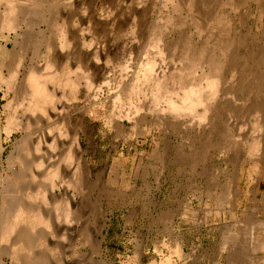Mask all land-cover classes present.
<instances>
[{
    "label": "bare ground",
    "instance_id": "6f19581e",
    "mask_svg": "<svg viewBox=\"0 0 264 264\" xmlns=\"http://www.w3.org/2000/svg\"><path fill=\"white\" fill-rule=\"evenodd\" d=\"M51 1L0 0V92H3L4 97L14 96L5 107L8 111L6 125L0 130V154L4 152V141L1 139L3 132L7 140L18 132L22 133L24 140L18 146L15 143L16 154H9L6 172L3 171L5 177L7 173V178L3 176L4 182L0 181V264H76L80 260L92 264L93 255L99 257L101 264H107L103 243L109 218L108 213L101 209L103 205L100 202L109 201L113 191L108 185L116 184L107 185V167L95 171L90 166L88 153L95 146V140L86 109L80 107L82 102L79 96L82 91L92 100V109H103L99 97L108 91L109 105L113 108L112 112L105 111L110 113L105 125L130 150L135 148V153L129 159L130 169L142 156L146 158L145 162L148 161L141 165L143 184L136 185L134 191L137 193L146 191L163 194L164 169L170 170L181 161L194 163L199 161L198 155L207 157L213 152L223 161L231 155L237 159L246 157L247 166L243 170L249 179L256 172L260 173L264 155L258 159L256 155L264 141V100L258 104L256 85L261 89L264 87L261 85L264 84V76L262 79L260 76L264 69V45L258 41L256 43L254 38L255 31L261 29L257 28L259 24L262 27L263 6L258 8L261 12L259 16L241 15L227 20L216 16L229 17L228 12L237 8L241 4L240 0H220L219 6L211 14L204 11L205 3L201 0H165L164 4L170 6L173 14L189 11L190 16L183 18L186 21L190 19L191 23H187V26L191 32L185 36L182 33L177 39L162 28L166 30L165 33L160 30L159 36L151 38L150 48L144 52L143 58H138L135 70L131 69V59H128L119 61L118 68L109 71L110 63L113 62L110 57L115 55H111L110 46H114L107 47L104 42L105 45H96L94 36L82 35L83 32H80L82 36L74 33L75 37L69 31L65 32L67 30L65 28L64 31L61 26V16L65 8L74 7L76 2ZM254 1L260 5L264 3V0ZM51 3L52 8L49 6ZM221 6L229 9L221 10ZM247 7L248 12H251V7ZM49 12L52 15L47 16ZM40 15L47 16L46 20H42L50 30L49 44L43 53L38 50L43 46L44 37L40 38V34L36 36L23 28L28 16L40 18ZM168 17V25H173L175 29L185 27L186 22L181 18L185 23H180L179 16L177 19L176 16ZM35 18L37 20L38 17ZM31 21L35 20L31 18ZM32 23L29 24L30 30H34ZM97 25H94L95 28H99L100 25ZM210 25L214 27L206 35V41H194L193 37L201 35ZM126 37L135 39L131 35ZM76 39H82L79 46L78 42H74ZM258 40L261 41V38ZM72 42L79 49L74 50ZM30 50H34L32 57L35 55L39 59L36 63L38 66H30L24 72L23 64L29 59ZM113 52L116 53V49ZM245 76L252 79L248 91L250 98L239 103V98L233 97V93L234 90L241 91ZM247 108L251 116L255 115V118L251 117L253 122L248 123L251 132L244 133L243 138L240 136L242 139H238V142L221 147L220 140L229 130L225 121L232 125L242 110ZM224 117H227L225 121ZM126 121L129 127L125 126ZM175 133L193 141L189 146L192 151L176 148L169 139ZM149 142L152 143L150 152L145 150ZM170 155H173L172 159ZM121 157H124L123 152ZM152 160L161 162L162 166L149 164ZM239 169L235 167L233 170L234 179L240 177ZM151 177H154L155 182L150 181ZM92 187L99 188L97 193L101 197L105 196L98 197V201L95 198L97 203L92 201ZM123 191L125 189L120 190L119 195H123ZM167 215L166 221L171 226L174 215ZM232 236L234 234L228 239ZM236 236L231 241L236 240ZM63 250H67L66 254ZM173 252L177 257L185 256L180 246H176ZM232 254L235 256V253ZM165 263L173 264L170 257Z\"/></svg>",
    "mask_w": 264,
    "mask_h": 264
},
{
    "label": "rangeland",
    "instance_id": "374dc122",
    "mask_svg": "<svg viewBox=\"0 0 264 264\" xmlns=\"http://www.w3.org/2000/svg\"><path fill=\"white\" fill-rule=\"evenodd\" d=\"M164 1L165 0H75L76 3H74V7L72 5L65 8V12L61 16V26L64 28V31L66 28L67 31L65 32H70L71 35L76 33L80 36L83 34L94 36L95 38L93 37V40L96 45L106 44V46L108 45L107 47L113 45L115 48L110 46L111 55L112 53L115 55L114 57H110L113 62L110 63L109 71L110 69L118 68L119 61H125L128 59H131V69L135 70L137 68V61L143 58L145 56L144 54L150 48V44L152 43L151 38H153V36H159L161 31L165 33L167 30L166 33L171 37L178 39L182 33V35L185 36V34L191 32V28L188 27L189 25L187 26V23H191L190 19L187 17L188 19L186 21L183 18L185 17L186 19V16H190L189 11H182L173 14L170 11V6L164 4ZM201 1L205 3L204 11L207 13L215 10L220 3V0ZM51 2L54 3L53 0ZM53 3H51V5L49 4V6H53ZM240 3L241 6L239 5L235 8L236 10L234 9L228 12V15L230 14L229 17H216H220L221 19L227 18L228 20L230 17L236 18L241 15L259 16L261 13L259 10L261 6H263L261 14L264 13V3L260 5V3L254 0H240ZM247 6L251 7V12H248ZM220 9L228 10L229 8L221 6ZM1 10H3L2 7ZM62 10L64 11V9ZM62 10L61 13H63ZM46 15L50 16L52 13L49 12V14ZM47 16L40 15V18L39 16H35L38 17L37 20L35 17L33 18V16H28L27 23L23 26L24 30L28 29L36 36L40 34L38 35L40 38L44 37L42 42L43 48L41 46L39 47V53H43V49L49 44L48 39H50V30L47 24L43 22V20L47 19ZM168 16H176V19L177 16H179L178 19L180 23L186 22V24H184L185 27L183 26L179 29H175L176 27H173V25H168ZM261 16H264V14ZM51 17L53 18V16ZM31 18L35 20L31 21L34 22L31 26L34 30H30L29 24H31ZM165 18H167V21H164ZM181 18L185 22L180 20ZM116 20H120L123 23H120V21L117 22ZM40 21L44 24L42 22L41 24ZM261 21L262 22L260 23H262V27L259 24L257 28L260 27L261 29L256 28V37L254 39H256V43L260 42L264 45V42H262L264 41V17ZM251 23H253V20ZM36 24H38V26H36ZM83 24H85L86 28ZM87 24L89 25L88 28ZM94 25L100 26L99 28L96 27V29ZM27 26H29V28ZM110 27L115 31L113 32ZM213 27V25H210L209 29L201 34H204L203 36H194V41L198 43L201 41L204 42V40L207 39L206 35H209V33L212 32ZM162 28H165L166 30ZM44 32L46 34H44ZM80 32H83L82 35ZM42 33L43 35H41ZM100 35L102 36L100 37ZM128 35L133 36L135 39L132 40L131 38L126 37ZM97 36H99V38ZM97 38L99 40H97ZM106 38L109 39L107 40ZM260 38L261 41L258 40ZM81 40L82 39H76L74 42H78L77 44L79 46L82 42ZM88 41L89 40H87V42ZM74 42L72 43L75 46H73V49L75 50L78 46H76L77 44ZM9 47L11 48L12 45L10 44ZM115 49L116 53L113 52ZM123 50H125V52ZM138 53L141 55H138ZM33 54L34 50H30L28 56L29 59L23 64L25 69H23L24 72H27L30 69V66L35 67L36 63L39 62V59L36 58L35 55L32 57ZM120 56L122 57L120 58ZM133 62L134 64H132ZM5 74H7L6 70ZM260 76L262 79L264 76V69L260 72ZM247 78L248 76L244 77L246 80ZM244 79V83L242 82L243 86L240 89L241 91L234 90V93L233 90L231 91V94H234H232L233 97L237 99L239 98V103L250 98L248 91L249 87H251L252 79L248 78V85ZM107 92L108 91L102 93L99 97V100L103 103L102 108L105 110L92 109L90 107L92 100L87 97L86 92L82 91L79 96V100L82 102L80 107L86 109L95 140V146L89 149L91 152L88 153V157H90V166L95 171L107 167V185L109 183L116 184L108 185L113 193H115H112V197L109 201L107 199L100 202L101 206L103 205L101 209L103 208V212L106 211L108 213L107 216L109 218L107 228L104 231L106 240L103 243V250L105 252L104 258L107 264H164L167 257H170L173 264H264V164L260 173L256 172V174L249 179V177L244 174L245 172L243 170L244 167L247 166V162L244 160L246 157L244 156H240L239 159H237V157L234 156L233 158L231 155L223 161L219 160V155L214 152L211 156L208 155L207 157H201L205 155H198L197 159H199V161H195L194 163L190 161H181L177 166L170 169L171 172L169 169H164L163 180H165V189L163 194H152L146 191L137 193L134 189L143 184V178L141 177L143 170L141 169V165L143 163L146 164L148 161L145 162L146 158L142 156L139 158L140 160L138 159L133 168L130 169L129 159L135 153V148L132 147V150H130L129 146L117 139L116 134L112 132L111 128L105 125V122L110 118L108 117L110 114L109 112H112L113 108L109 105L110 100L108 99L109 94ZM262 93L264 94V87L261 89V87L256 85L258 104L262 103L264 100V95ZM9 96L10 97H4L3 92H0V130L6 125L5 119L8 108L6 109L5 107L14 98L13 95ZM252 96L253 95H251V98ZM260 96L262 97L260 98ZM106 110L109 112H105ZM248 111H250L249 108L242 110L241 115L237 120L235 119L232 125H230L228 121H225L227 117L223 118L229 130L224 133L220 140L221 147L227 146L235 141L238 142L243 138L244 133L251 132L248 123L250 124V122H253L252 118H255V115H252V117ZM246 112L249 114V117ZM256 114L257 121L258 113ZM260 119H262L261 116ZM125 126L129 127L130 124L126 121ZM246 126L247 128L244 129ZM241 129L243 131H241ZM22 136V133H14L12 137L9 138L10 140H7V136L4 132L1 135V139L4 141V152L0 154V181L2 183L7 178V173L6 177L5 173H3V171L6 172L8 166L7 157H10L9 154H16V145L18 146L21 141L22 143L24 141L22 140ZM169 139L173 142L176 148L181 147L186 152L192 151L189 146L193 144V141L188 137L175 133L170 136ZM17 141H19V143H17ZM161 144L163 148L164 143L162 142ZM84 145L87 146V143H84ZM243 148L248 150L247 146H244ZM141 149L142 148H140V150ZM145 150L148 152L152 150L151 142L146 145ZM259 151L256 155V159L259 157L262 158L264 155V141L261 143ZM121 152L124 154L123 158L121 157ZM170 158L172 159L173 155H170ZM149 164L159 167L162 166L161 162H156L155 160L149 161ZM235 167L240 168L239 170L241 174L238 179H234L232 176ZM150 181L155 182L154 177H151ZM230 184H232V187ZM0 186H2V184H0ZM1 188L2 187H0V189ZM122 189H125V191L122 192L124 194L119 195V191ZM201 190L202 192H198ZM92 191V201L95 203L96 200L94 199L96 198L98 201V197H101L99 195L100 193H97L99 192V188H93ZM0 205H2L1 195ZM167 214L174 215V223L171 226L168 225L166 221L167 217L165 216H168ZM231 234H234V236L237 234L236 237H238V241L237 239L231 241L234 236H232L231 239H228L231 237ZM227 240H230V243H227ZM232 242H235L236 244L238 243V245H235ZM225 243H227V245ZM231 243L235 247L232 246ZM176 246H180L185 254L184 257L179 256V258L177 257L178 255L173 252L176 250ZM226 246H228V248ZM83 249L85 250L86 248L84 247ZM66 251L67 250H63L62 252L65 253ZM232 253H235V256H231L233 255ZM68 254L70 255V253ZM91 257L94 262L101 264L99 257L96 256L95 258V255ZM94 262L92 264H94ZM77 263L85 264V262L81 260Z\"/></svg>",
    "mask_w": 264,
    "mask_h": 264
}]
</instances>
